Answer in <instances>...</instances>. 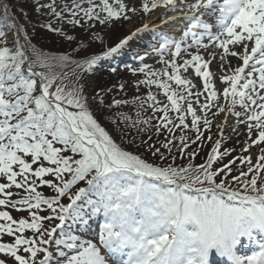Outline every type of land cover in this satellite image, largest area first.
I'll use <instances>...</instances> for the list:
<instances>
[{
  "label": "snow or ice",
  "instance_id": "obj_1",
  "mask_svg": "<svg viewBox=\"0 0 264 264\" xmlns=\"http://www.w3.org/2000/svg\"><path fill=\"white\" fill-rule=\"evenodd\" d=\"M217 257L264 264V0H0V264Z\"/></svg>",
  "mask_w": 264,
  "mask_h": 264
},
{
  "label": "rangeland",
  "instance_id": "obj_2",
  "mask_svg": "<svg viewBox=\"0 0 264 264\" xmlns=\"http://www.w3.org/2000/svg\"><path fill=\"white\" fill-rule=\"evenodd\" d=\"M147 19L148 20H153L154 19V15H153V17L152 16H148ZM136 23L138 24L139 21H137ZM154 26L161 27V28L165 27V26L161 25L160 20H155V25ZM130 27H132V25H126L125 29L130 28ZM146 40H147V37H145V41ZM134 47L143 48V47H145V43L142 42L139 45H134ZM146 62L150 63V64L152 63V61H150V60H148ZM105 64H108V65H112L113 64L117 68V74H116L117 76H113V78L111 76L112 79L111 80H107V81L106 80L102 81L105 78L104 76L98 77L99 80L96 79V77H95V79L98 80L100 83L106 84V85H111L112 83L116 82V80L119 78V76H124L125 78H129V79L131 78L130 75L125 71V65H133V60H132L131 56H129L127 58H121V59L116 60L114 62H109V63H105ZM234 139H235V137H234ZM245 243L247 244V242H245ZM246 248H249V247H246ZM244 249H245V247L243 248V250ZM244 251L246 252V250H244Z\"/></svg>",
  "mask_w": 264,
  "mask_h": 264
},
{
  "label": "trees",
  "instance_id": "obj_3",
  "mask_svg": "<svg viewBox=\"0 0 264 264\" xmlns=\"http://www.w3.org/2000/svg\"><path fill=\"white\" fill-rule=\"evenodd\" d=\"M42 43H45V44H48V43H50V41H42ZM111 68H108V67H102L98 72H97V74H96V79H98V77H102V76H104L105 78H104V80H102V81H107V80H111L112 78H113V76H117V75H113L112 73H111ZM110 76V77H109ZM111 76H112V78H111ZM99 80V79H98Z\"/></svg>",
  "mask_w": 264,
  "mask_h": 264
},
{
  "label": "bare ground",
  "instance_id": "obj_4",
  "mask_svg": "<svg viewBox=\"0 0 264 264\" xmlns=\"http://www.w3.org/2000/svg\"><path fill=\"white\" fill-rule=\"evenodd\" d=\"M153 17V16H152Z\"/></svg>",
  "mask_w": 264,
  "mask_h": 264
}]
</instances>
